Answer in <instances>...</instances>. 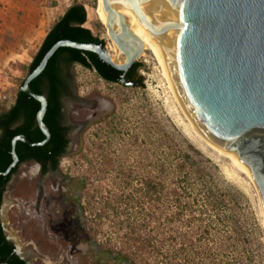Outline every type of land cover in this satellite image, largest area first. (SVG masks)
<instances>
[{
    "label": "rangeland",
    "instance_id": "rangeland-1",
    "mask_svg": "<svg viewBox=\"0 0 264 264\" xmlns=\"http://www.w3.org/2000/svg\"><path fill=\"white\" fill-rule=\"evenodd\" d=\"M75 2L89 14L83 26L109 45L95 13L97 0H0V113L13 104L47 30ZM145 53L135 60L141 85L108 82L92 68L69 65L71 92L62 100L63 121L70 127L65 152L57 168L44 174L34 161L16 167L0 203L5 235L29 264H132L117 254H131L130 242L124 244L125 230L113 223L114 214L101 201L118 195L123 180L133 184L154 147L164 150L169 139L198 149L210 160L216 182L236 193L232 207L245 264H264L258 191L226 157L195 136L155 59ZM75 219L86 224L84 238L75 233ZM141 254L147 259L145 247Z\"/></svg>",
    "mask_w": 264,
    "mask_h": 264
},
{
    "label": "trees",
    "instance_id": "trees-1",
    "mask_svg": "<svg viewBox=\"0 0 264 264\" xmlns=\"http://www.w3.org/2000/svg\"><path fill=\"white\" fill-rule=\"evenodd\" d=\"M85 20L82 4L69 5L47 30L28 64V73L59 39L100 42L89 28L83 26ZM71 63L94 69L105 81L119 82L121 72L95 53L58 47L42 72L28 83L33 92L46 96L42 120L50 137L39 146L16 140L17 165L33 158L41 164V172L57 168L68 144L70 127L63 121L62 100L71 92L67 72ZM139 66L134 61L126 76L130 80L136 78L141 85V78L136 77ZM38 108L39 102L19 87L14 103L0 115V171L5 170L12 159L10 149L14 135L22 134L30 142L45 137L36 123ZM154 140L158 141V138ZM165 144L164 150L156 151L154 147L145 170L142 168L140 173L134 174L133 184L130 179L123 180L118 195H110L101 201L102 208L110 209L114 214L113 223L118 229L125 230L121 232L124 244L130 242L127 246L132 249L131 254L120 251L117 254L132 264H245L244 251L240 248V222L232 207L236 193L216 182L210 160L198 149L190 144L176 146L169 139ZM17 165L6 176L0 175V203L5 185ZM142 171H145L144 176ZM73 222L76 235L84 238L86 224L78 219ZM13 247L6 240L0 223V258L6 259ZM144 247L151 260L147 256V259L143 258Z\"/></svg>",
    "mask_w": 264,
    "mask_h": 264
},
{
    "label": "water",
    "instance_id": "water-1",
    "mask_svg": "<svg viewBox=\"0 0 264 264\" xmlns=\"http://www.w3.org/2000/svg\"><path fill=\"white\" fill-rule=\"evenodd\" d=\"M106 33L123 54L111 60L103 40L54 42L26 75L20 90L39 102L36 123L44 134L30 142L22 134L11 138L12 159L0 175L18 162L16 140L34 146L50 137L42 118L45 94L33 92L29 82L42 72L48 58L61 46L95 53L121 72L118 81L134 85L124 73L139 57L143 44L117 11H133L146 36L161 55L174 91L195 127L213 144L235 153L249 169L264 211V0H102ZM119 26L114 31L113 24ZM1 264V263H0Z\"/></svg>",
    "mask_w": 264,
    "mask_h": 264
},
{
    "label": "bare ground",
    "instance_id": "bare-ground-1",
    "mask_svg": "<svg viewBox=\"0 0 264 264\" xmlns=\"http://www.w3.org/2000/svg\"><path fill=\"white\" fill-rule=\"evenodd\" d=\"M117 11L124 17L125 23L127 24L129 31L134 36H136L140 40V42L143 44V49H142L141 53L139 54V56H145L146 55L145 51L148 50V52H150L152 57L155 59L157 65L160 69V73L162 75V78L165 81V84L167 86L168 91L170 92L171 96L174 98V100L179 105L181 111L183 112L185 118L188 121L189 127L191 128V130L193 131L195 136H197L200 140H202L208 146H210L211 148H213L214 150H216L220 154H222L224 157H226L240 172L245 174V176H247L251 180L252 184L256 188V184L254 182V179H253L249 169L237 158L235 153L232 151H229V150L222 149V148L218 147L217 145L213 144L212 142H210L192 123V121L190 120V118L186 114L185 110L183 109V107H182V105H181V103H180V101H179V99H178V97L174 91V88L172 86L166 65H165L161 55L158 53V51L152 46V44L148 40L146 33H145V30H144V25L138 19L136 14L133 11L129 10L128 8H125L122 6H117ZM95 13L97 15V19L101 22V24H103L105 26V20H106L107 13H106V10L104 9L102 0H97ZM86 16L88 17L89 14L87 13ZM116 24L117 23L114 22L113 27H114V31L116 33H118L119 32V26H117ZM105 28H106V26H105ZM106 47L111 53V60H113L116 63H122L123 62L122 52L118 50L117 46L112 41L109 45H106ZM256 190H257V188H256ZM258 197L260 198L259 193H258ZM261 205H262V203H261ZM263 213H264V211H263Z\"/></svg>",
    "mask_w": 264,
    "mask_h": 264
},
{
    "label": "flooded vegetation",
    "instance_id": "flooded-vegetation-1",
    "mask_svg": "<svg viewBox=\"0 0 264 264\" xmlns=\"http://www.w3.org/2000/svg\"><path fill=\"white\" fill-rule=\"evenodd\" d=\"M127 72V71H126ZM126 72L124 73V77H125V79L126 80H128V81H136L137 83H138V80L136 79V78H133V79H127V76H126ZM16 98V97H15ZM15 101V100H14ZM14 103V102H13ZM11 107V106H10ZM9 107V108H10ZM8 108V109H9ZM7 109V110H8ZM7 110H5L4 112H6ZM4 112H2V113H4ZM2 113H0V115L2 114ZM2 134V130L0 129V135ZM26 161H34V162H36V163H38L39 164V170H40V174H44V173H47L48 171H50V170H52V169H46L44 172H41V164L38 162V161H36V159H33V158H30V159H25V160H23V161H20L19 163H18V165L19 164H21V163H23V162H26ZM17 165V164H16ZM17 165V166H18ZM46 165L47 166H50V162H47L46 163ZM13 174V173H12ZM11 174V175H12ZM11 175H10V177H11ZM3 176V175H2ZM10 179V178H9ZM9 181V180H8ZM8 183V182H7ZM6 183V184H7ZM6 186V185H5ZM4 190H5V188H4ZM4 190H3V192H4ZM3 192H2V195H3ZM1 199H2V197H1ZM1 223V222H0ZM2 225V224H1ZM2 231H3V228H2ZM3 234H4V236L6 237V240L8 241V242H11L12 243V241L11 240H9L8 238H7V236L5 235V233H4V231H3ZM13 244V243H12ZM14 245V244H13ZM17 258H19V259H21L24 263H20L18 260H17ZM0 263L1 264H29L28 263V261L25 259V258H23V257H21L17 252H16V249H15V246L13 247V249H11V251L7 254V257H6V259H1L0 258Z\"/></svg>",
    "mask_w": 264,
    "mask_h": 264
}]
</instances>
